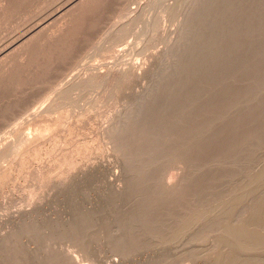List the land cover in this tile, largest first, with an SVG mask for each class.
Returning <instances> with one entry per match:
<instances>
[{
  "label": "rangeland",
  "instance_id": "obj_1",
  "mask_svg": "<svg viewBox=\"0 0 264 264\" xmlns=\"http://www.w3.org/2000/svg\"><path fill=\"white\" fill-rule=\"evenodd\" d=\"M0 56V264H264V0H0Z\"/></svg>",
  "mask_w": 264,
  "mask_h": 264
},
{
  "label": "bare ground",
  "instance_id": "obj_2",
  "mask_svg": "<svg viewBox=\"0 0 264 264\" xmlns=\"http://www.w3.org/2000/svg\"><path fill=\"white\" fill-rule=\"evenodd\" d=\"M65 2H68V1H65ZM49 12H50V11H49ZM51 12H52V11H51ZM38 20H39V19H38ZM41 31H42V30H41ZM0 57H1V56H0ZM209 92H210V91H209ZM145 99H146L145 95H143V96L141 95L140 98H139V100H141L140 103H142ZM220 102H221V101H220ZM144 103H145V101H144ZM142 106H144L143 103H142V105H140V108H141ZM232 107H233V106H232ZM244 107H245V106H244ZM140 108H139V109H140ZM139 109L136 111V114H139V113H137V112H140L143 108H142L140 111H139ZM128 113H129V112H128ZM128 113H127V114H126V113L124 114L125 116L128 115L126 118H125V116H124V120L121 119V121L123 120V121L125 122V124H126V121L128 120V118H129V119L132 118V116H131L130 114H128ZM130 113H132V112H130ZM132 114H135V112L133 111ZM235 115H236V113H235ZM129 116H130L131 118H130ZM133 116H134V115H133ZM125 119H126V120H125ZM129 121H130V120H129ZM129 121H128V122H129ZM124 122H123V124H124ZM123 124H122V122L119 124V126L117 127V130H115L117 133L119 132L120 129L122 130V125H123ZM125 124L123 125V126H124L123 128H125ZM127 124H128V123H127ZM121 130H120V131H121ZM125 154H126V153H125ZM262 175H263V174H262ZM105 182H106L107 184H109V186L112 185V187H113V183H114L113 176H111V175L106 176V177H105ZM259 184H260V183H259ZM165 185L168 186V187H169V186H172V185H171V182H167ZM117 187H118V186H117ZM253 187H254V186H253ZM114 189H115V188H114ZM115 191H117V192H121V191H123V190L117 188V189H115ZM258 191H259V190H258ZM116 194H117V193H116ZM258 200H259V199H258ZM240 222H241V221H240ZM241 224H242V223H241ZM240 227H241V226H240ZM237 228H238V227H237ZM237 228L235 227V229H233V231H232V229H231V234H232V236L235 237V240H237V239H238L237 237H238V236H241V234L243 233L242 227H241V229L238 228V229H239L238 231H237ZM241 230H242V232H241ZM256 233H257V234H256L255 236L260 235L259 232H256ZM262 234H263V233H262ZM232 243H233V242H232ZM232 243H230V245H231ZM227 244L229 245V243H227ZM69 259H70V258H69ZM71 259H72V261H73L74 264H78V262L75 260L74 257H71Z\"/></svg>",
  "mask_w": 264,
  "mask_h": 264
}]
</instances>
